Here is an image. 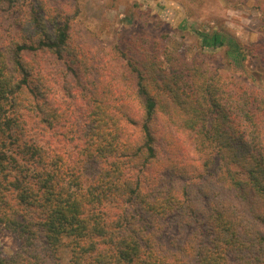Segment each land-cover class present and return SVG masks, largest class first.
<instances>
[{
  "label": "trees",
  "instance_id": "obj_1",
  "mask_svg": "<svg viewBox=\"0 0 264 264\" xmlns=\"http://www.w3.org/2000/svg\"><path fill=\"white\" fill-rule=\"evenodd\" d=\"M55 39L37 49L59 58L66 36ZM34 49L18 45L15 64ZM182 63L162 78L135 68L140 119L126 112L134 100L114 102L116 115L97 116L102 144L79 163L22 140L0 113V229L18 242L0 264H264V89L245 77L212 88ZM28 85L0 82V111ZM218 179L230 198L205 187Z\"/></svg>",
  "mask_w": 264,
  "mask_h": 264
},
{
  "label": "rangeland",
  "instance_id": "obj_2",
  "mask_svg": "<svg viewBox=\"0 0 264 264\" xmlns=\"http://www.w3.org/2000/svg\"><path fill=\"white\" fill-rule=\"evenodd\" d=\"M60 33L66 42L59 58L37 49ZM213 33L222 42L214 48ZM22 44L35 49L19 54L21 68L15 51ZM258 45H264V0H0V82L21 83L27 75L29 83L14 102L13 96L4 97L0 113L11 118L22 140L54 148L79 163L78 151L92 152L102 144L97 116L116 115L110 109L114 102L134 100L126 112L140 119L133 94L135 68L147 72V79L152 78L149 70L156 69L162 78L184 61L212 88L224 79L245 77L264 89V77L256 71L264 64V49ZM252 49L262 60L251 58ZM197 166L195 175L206 178V169ZM219 181L213 189L205 187L230 198L231 186L225 183L227 188L220 190ZM197 182L204 186L199 177ZM260 230L264 234V227ZM17 250L13 234L0 229V255Z\"/></svg>",
  "mask_w": 264,
  "mask_h": 264
}]
</instances>
